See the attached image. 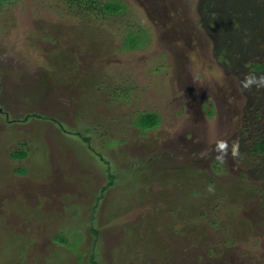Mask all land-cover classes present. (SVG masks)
<instances>
[{
  "label": "rangeland",
  "instance_id": "1",
  "mask_svg": "<svg viewBox=\"0 0 264 264\" xmlns=\"http://www.w3.org/2000/svg\"><path fill=\"white\" fill-rule=\"evenodd\" d=\"M65 1L0 7V264H264V156L245 150L264 131V69L247 65L264 12L221 45L203 8L223 0H120L106 19ZM130 29L149 44L123 49ZM147 110L159 126L137 128Z\"/></svg>",
  "mask_w": 264,
  "mask_h": 264
},
{
  "label": "trees",
  "instance_id": "2",
  "mask_svg": "<svg viewBox=\"0 0 264 264\" xmlns=\"http://www.w3.org/2000/svg\"><path fill=\"white\" fill-rule=\"evenodd\" d=\"M231 1L232 0H223L221 2L217 1L216 4H218L221 9L216 11V12H215V10H212L209 8V4H207L208 5L207 7L203 8V10H205V12H207V15H209V17L211 18V20H209L208 25L211 28L214 27V28L218 29V31H216V32L219 33V36L221 37V39H220L221 45L223 44V38H224V42H225L226 36L229 35L228 29L230 28V26L236 28L237 30H239L241 27H243L244 24L248 27L250 26L248 29H245V30L243 29L246 33L245 35H247L244 38L253 37L251 32L249 31V29L252 31V28H253V27L251 28L252 23L250 21L239 23V20L237 19V16H239L241 14V12H244V13L246 12L245 14H247V17H249L251 19L252 13L249 10V7L255 6L254 8L258 9L257 10L258 14L254 18L252 17V19H253L252 22L257 21V16L263 14V12H264V7L261 5V0H246V1L244 0L245 2H243L241 0H233L232 2ZM16 2H17V0H0V7L1 8L6 7V6H8V7L14 6L15 7ZM65 2L69 5V7H75V12H76L75 14H80L83 11H89L90 12V11L99 10L98 14L105 15L104 17H102L103 19H106V17H108V15H110V16H121L124 13H126V11L128 10L127 5L120 0H109L107 2H101V0H66ZM222 5H223V8H222ZM232 6H234V8H233L234 10L232 9ZM76 9L78 12L76 11ZM239 9H241V10H239ZM257 27H259V26H257ZM258 30H259V28H258ZM144 31L145 30H143V29H139V30L130 29L129 31H126L123 35L122 48L127 49V50H134V49H138L139 47L147 46L149 44L150 40ZM257 33H258V31H257ZM127 36H128V38H127ZM247 65H251L253 72L260 71V70L264 69V62H257V61L255 62L253 60H250ZM91 68H93V67L92 66L90 67V70H89L88 74L85 75L86 77L84 79H88V78L89 79L90 78L95 79L96 78L95 77L96 72H94V74H93V70L95 68H93V69H91ZM90 71L92 73H90ZM86 83L88 85L90 84V82H86ZM95 86H97V83L94 82V86H93V88H94L93 92L94 93H95V89H98L97 91L99 94L104 89H107L105 84H103V86H102V84L99 85L100 87H98V88H96ZM88 92L91 94V89H89ZM88 97H86L87 99L84 100L85 102L82 100V104H79L81 107H80V111L78 112V114L76 116H78L81 113L83 114L87 111H89V114H90V112H91L90 110L94 109L96 105H99L101 103V101H100L101 99H98V98H100L98 96L95 97V95H93V96L90 95ZM102 103H104V101ZM86 104H88V106ZM137 114L138 115H137L135 123H134V125L137 126V128L139 127L143 130H150V129H154V128L158 127L160 124L161 116L159 115V113L157 111L147 110V111L138 112ZM255 115H257L258 118H263L262 114H260L259 111L255 112ZM87 117H89V115H87ZM56 123H58L59 128L62 131H66L69 134L73 133V131H70L71 128L65 129L59 120H56ZM244 130H245L244 132H249V135H251L252 131H253L249 128L248 124L246 125V128ZM257 132H258V134L257 135L254 134L256 137H253L252 141H250V143H249V139H248L249 144H247L245 146L246 147L245 150H247V152H249L253 155L264 156V131L262 130V131H257ZM75 135H77V133ZM82 138L85 141H89V136L88 137L84 136ZM23 144L24 143H22V145ZM240 152L242 153V155L243 154L245 155L244 150L240 151ZM27 154H28L27 150L21 146L20 149H17V150L12 152L11 157L19 159V160H23L26 158ZM214 170L216 172H219L218 167H217V169L215 168ZM18 172H20V174H24L27 171L23 172L22 169L21 170L19 169ZM109 175H110V182L107 185H105V187L101 188V192H103V193L107 187L114 184L111 181H112L113 177H114V181H115V175H113V173H109ZM208 182L213 183V180H209ZM215 190H217V187H215ZM192 191L193 190H190L191 194L198 195L200 193V192H198V190H195V189L193 192ZM212 192L216 193L214 190ZM99 198H100V195H98L95 202H93V205L91 206V211L94 212L96 210ZM200 203H201V201H200ZM74 215H75V212H74ZM88 220H89V225L91 226L90 227L91 233L93 235L97 236L99 234V231H98V229H96V226H95V222H96L95 214L92 213V214L88 215ZM90 221H93V222H90ZM151 222L152 221H150V224H151ZM153 222H155V221L153 220ZM131 228L132 227L129 226L128 230ZM56 240H58L60 243H62V241L60 239H55V241ZM93 255L94 254L91 255L92 256L91 262L93 264H97Z\"/></svg>",
  "mask_w": 264,
  "mask_h": 264
}]
</instances>
